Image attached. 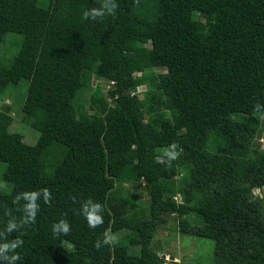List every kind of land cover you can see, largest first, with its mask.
<instances>
[{
	"label": "trees",
	"instance_id": "1",
	"mask_svg": "<svg viewBox=\"0 0 264 264\" xmlns=\"http://www.w3.org/2000/svg\"><path fill=\"white\" fill-rule=\"evenodd\" d=\"M8 33L0 96L28 81L39 136L0 110V264H168L151 246L167 216L215 264H264V0H0Z\"/></svg>",
	"mask_w": 264,
	"mask_h": 264
},
{
	"label": "rangeland",
	"instance_id": "2",
	"mask_svg": "<svg viewBox=\"0 0 264 264\" xmlns=\"http://www.w3.org/2000/svg\"><path fill=\"white\" fill-rule=\"evenodd\" d=\"M22 36L15 33H8L4 40L0 43V63L5 66H9L13 58L18 53ZM157 73L164 72L160 69H154ZM140 75V74H139ZM97 85L103 87V92H106L110 87L108 81L93 77L92 87ZM138 89V88H137ZM28 90V81L23 80L19 86L9 89L6 95L0 96V110L5 107L10 108V113L14 118V121L10 127L11 132H19L23 134L25 142L28 144L36 143L39 134L31 126V122L26 119V116L22 112V103L20 99L26 97ZM146 90V86H141L136 93L143 98L142 94ZM88 96L85 95L83 100H87ZM86 104V109H87ZM264 117V116H263ZM258 146L254 147L264 151V133L261 134L255 142ZM259 147V148H257ZM6 168V164L0 163V188L5 192H10L12 185L5 182L3 179V172ZM51 170L50 162L46 163V172ZM255 196L264 198V192H255ZM123 194L132 199L134 196L141 203L142 207L148 206V197L141 189H132L128 185L124 186ZM177 199L182 202L180 196ZM190 220L189 217H186ZM191 221V220H190ZM152 248L161 255L166 256V263H184V264H215L214 260V248L215 241L208 238H200L189 234L182 233L178 227L177 216H167V221L162 227L156 230L155 237L152 241Z\"/></svg>",
	"mask_w": 264,
	"mask_h": 264
},
{
	"label": "clouds",
	"instance_id": "3",
	"mask_svg": "<svg viewBox=\"0 0 264 264\" xmlns=\"http://www.w3.org/2000/svg\"><path fill=\"white\" fill-rule=\"evenodd\" d=\"M98 14H99V13H94L93 15L95 16V15H98ZM84 18H87V13L84 14ZM172 147H175V145H172ZM176 158H177V156H173V157H172V159H176ZM259 188H260V187H259ZM255 189H256V188H255ZM255 189H254V190H255ZM253 193H254V191H253ZM176 201L180 202L179 200H176ZM96 208L99 209V210H102V207H101L100 205H97ZM86 219H87V221H88V223H89V226L92 227V228H94V227L98 226L99 224H102V223H103V219H102V217L96 215V211H95V210L92 211V212H90V213L88 214V216H87ZM62 230H63V232H64L65 234H67V233L69 232V225H68V224H63V223H62ZM109 231H110V230H109ZM105 243L108 244V243H110V242H109L108 240H106ZM96 247H98V245H96ZM178 264H180V263H178Z\"/></svg>",
	"mask_w": 264,
	"mask_h": 264
},
{
	"label": "built area",
	"instance_id": "4",
	"mask_svg": "<svg viewBox=\"0 0 264 264\" xmlns=\"http://www.w3.org/2000/svg\"><path fill=\"white\" fill-rule=\"evenodd\" d=\"M254 191L258 193H262V191L264 192V187L256 188ZM175 199L178 200L177 197H175Z\"/></svg>",
	"mask_w": 264,
	"mask_h": 264
}]
</instances>
